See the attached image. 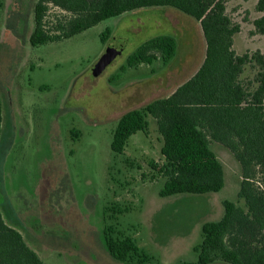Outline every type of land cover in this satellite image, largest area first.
I'll return each instance as SVG.
<instances>
[{
  "label": "rangeland",
  "instance_id": "374dc122",
  "mask_svg": "<svg viewBox=\"0 0 264 264\" xmlns=\"http://www.w3.org/2000/svg\"><path fill=\"white\" fill-rule=\"evenodd\" d=\"M253 1L246 7L253 10ZM37 2L0 0V211L5 221L47 264H138V256L115 259L108 236L133 239L149 256L148 264L197 263L193 249L203 240V224L222 219L226 200L246 209L239 197L241 167L231 152L217 144L211 148L225 171L220 192L163 198L164 141L151 116L147 131L132 136L123 154L111 149L124 114L167 96L164 84L172 81L177 88L190 72L162 60L152 68L125 73L121 68L152 38L184 39L174 27H156L154 16L169 11L189 16L171 7L142 8L68 40L32 47ZM247 8L231 2L229 12L245 18ZM138 17L148 18L140 25ZM69 18L51 8L47 22L52 26ZM111 27L114 37L104 44L101 35ZM120 43L126 45L123 53L94 74ZM248 75L247 81L252 69Z\"/></svg>",
  "mask_w": 264,
  "mask_h": 264
},
{
  "label": "trees",
  "instance_id": "16d2710c",
  "mask_svg": "<svg viewBox=\"0 0 264 264\" xmlns=\"http://www.w3.org/2000/svg\"><path fill=\"white\" fill-rule=\"evenodd\" d=\"M150 7H171L201 22L207 57L199 72L171 97L124 114L111 149L123 154L132 136L147 131V118L152 116L164 141L161 153L165 162L159 172L167 180L159 194L166 198L220 192L225 187V171L211 143L227 148L241 167L239 197L246 209L224 201L222 219L202 226L203 240L193 249L197 263L181 264H264V54L257 50L239 56L232 49L241 27L228 15L227 0H38L30 45L68 40L103 21ZM51 8L70 18L50 26L47 17ZM256 10L263 16L254 21L252 36L264 34V0H257ZM111 34L107 28L101 41L106 44ZM176 50L174 37L152 38L128 57L121 71L151 65L159 58L168 64ZM246 66L254 72L248 81L242 78ZM2 131L0 107V142ZM106 244L121 262L138 256V264H148L149 256L131 238L108 236ZM0 264H47L22 233L5 221L1 211Z\"/></svg>",
  "mask_w": 264,
  "mask_h": 264
},
{
  "label": "crops",
  "instance_id": "0c3cea01",
  "mask_svg": "<svg viewBox=\"0 0 264 264\" xmlns=\"http://www.w3.org/2000/svg\"><path fill=\"white\" fill-rule=\"evenodd\" d=\"M231 2H233L236 7L239 6V8L243 9V8H247L246 5L249 2H251V0H248V1L227 0V13H228V15H230L229 5ZM256 5H257V0H254L252 2L253 10L251 8L250 9L247 8L249 13H250V15L248 17L235 18V17H232L230 15L232 20L235 23L239 24L241 27V31L234 36L233 47H232V49L235 51V53L239 56H242L247 52H255L257 50L261 51L264 54V34L263 35H253V36L251 35V33L253 31H255V26L253 24L254 21L263 16V13H260L256 10ZM156 8H159L161 10L162 9L170 10L168 8H163V7H156ZM128 13H125L119 17H116V18L122 19ZM146 18H148V17H140V18L138 17V23L140 25H144V21L146 20ZM179 21H182V24H179ZM119 24L120 23H118V25ZM154 24L156 27H159L158 25H160V24H161V26L163 25V26L172 27V28L174 27L179 32L181 31L184 34V37H183L184 39H182L183 40V47H181V44H180L182 40L179 39L177 36H175V37H174V35L172 36L176 39V42H177L176 56L168 64H165L162 61L163 65L182 67V68L186 69V72L190 71L188 73V75H189L188 78L184 82H182L177 88H176V86L171 84L172 81H168L166 84H164V90H166L168 95L165 97L157 99V100H161V99H167V98L171 97L177 91V89L179 87H181L186 82L191 80L199 72V70L201 69V67L205 63V60L207 57V42H206V39L204 37L201 22H199L198 20L194 19L191 16L186 18V17H184V15H182L180 13L169 11V13L166 14L165 16H154ZM110 29L112 31L110 39H112L114 37V34H115V29H114V27H111ZM166 36H169V35H166ZM158 60H162V59L159 58L157 60H154L151 65L141 64V65L137 66L135 69H138L141 67L152 68V66H154V64H156V62ZM248 70H250V67L246 66L245 72L242 74L243 79L245 76L246 77L250 76V75H248ZM143 79L144 78L142 77V79H140V80H143ZM144 83H145V79H144ZM147 120H148V118H147ZM216 144L221 145L218 142L212 141L211 148L214 145L217 147ZM221 147H224V146L221 145ZM225 184H226V181H225Z\"/></svg>",
  "mask_w": 264,
  "mask_h": 264
},
{
  "label": "water",
  "instance_id": "95a60500",
  "mask_svg": "<svg viewBox=\"0 0 264 264\" xmlns=\"http://www.w3.org/2000/svg\"><path fill=\"white\" fill-rule=\"evenodd\" d=\"M126 45L124 44H118V46H114L113 49L108 51V54L105 56V58L102 60V62L98 65V67L95 69L94 74L99 75L106 69L108 66V63L114 60L117 56L121 55L125 49Z\"/></svg>",
  "mask_w": 264,
  "mask_h": 264
}]
</instances>
